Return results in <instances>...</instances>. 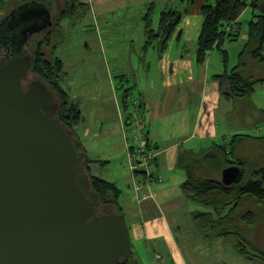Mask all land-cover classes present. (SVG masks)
Instances as JSON below:
<instances>
[{"label":"crops","instance_id":"1","mask_svg":"<svg viewBox=\"0 0 264 264\" xmlns=\"http://www.w3.org/2000/svg\"><path fill=\"white\" fill-rule=\"evenodd\" d=\"M79 2L86 5V13L92 19L89 20L90 26L101 30V33L97 32L98 40L88 38L85 47L91 48L98 59L104 61L107 69L110 66L115 68L118 74L116 78L121 82L118 90L122 94L125 91V98L122 95L120 101L113 91L107 94L109 97L112 95L110 100L116 108L115 112L122 113L123 108L126 115L127 106L123 107V100L127 105L130 91L122 84L125 80L134 81L133 87L138 95L132 102L134 110L137 108L138 111H133L130 119L127 117L124 122L121 120L114 126L115 135L122 134L123 139L126 136V159L135 174L131 175L132 184L127 185L128 190L124 194L112 183L120 190L118 204L130 230L131 252L136 263L264 264V259L239 255L232 247L234 244L230 246L225 242L229 238H205L194 225V212H191L189 205L192 202L181 190L185 173L177 167L180 152L208 149L214 145L227 146L234 136L250 138L241 133L231 135L228 128L219 132L217 113L223 107L226 125L241 127V123L244 125L248 120L247 113H242V121H235L227 107L235 99L252 102L254 95H231L228 82L221 79L228 70L217 54L210 52L203 62L197 63L196 45L204 21V8L214 5L216 0ZM79 19L82 17L76 20ZM172 20L173 29L169 37H164L165 29ZM100 21L103 22L101 28L98 25ZM242 38L247 40L248 34L244 33ZM225 40L235 41L224 38L215 48H220ZM76 49L80 58H97L84 54L81 45ZM60 60L64 70L74 65ZM108 115L107 108L99 107L97 117L102 126ZM128 129L132 131L131 138L127 135ZM100 132L104 131L101 129ZM130 139L132 144L129 143ZM219 139L223 140V144L216 143ZM141 141L145 142V152L152 156L146 165H136L131 159L133 148L139 146ZM200 142L209 145L199 146ZM90 162L88 168L91 174L93 163L99 161ZM99 163L107 164L106 161ZM196 210L202 212L204 208L197 205ZM189 218L193 226L185 228L184 220L190 221ZM142 254L144 261L140 260Z\"/></svg>","mask_w":264,"mask_h":264},{"label":"water","instance_id":"2","mask_svg":"<svg viewBox=\"0 0 264 264\" xmlns=\"http://www.w3.org/2000/svg\"><path fill=\"white\" fill-rule=\"evenodd\" d=\"M50 26L35 1L0 21V264H120L131 253L125 217L99 209L86 153L57 117L54 91L37 76L28 81L26 46ZM240 177L228 166L220 182Z\"/></svg>","mask_w":264,"mask_h":264},{"label":"rangeland","instance_id":"3","mask_svg":"<svg viewBox=\"0 0 264 264\" xmlns=\"http://www.w3.org/2000/svg\"><path fill=\"white\" fill-rule=\"evenodd\" d=\"M4 2L5 7L2 13H0V21L3 17L7 16V14L10 13L15 7H17V5H23V3L27 2V0H4ZM55 3L57 4V2ZM183 7L185 8L186 6ZM257 11L258 10H255L254 8H251L249 6L246 7L238 18V30L240 29V33L239 31L238 33L240 34V36L237 38V40L233 42H228V40H225V42L219 46L220 48L214 47L215 49H212L213 51H210L212 54H217V56H220L221 61H223L224 63V68L228 70V74H230L232 69L239 64V55L243 51L244 45L247 41L243 40L242 36L244 35V33L248 32L249 23L253 20L254 16L257 15ZM85 15L84 17H82V19L79 20L73 19L72 21L68 22L66 20L62 21L61 29L63 30V33L60 36L55 37L52 41L53 46L56 45V47L49 48L47 51L49 53L53 49L54 56H56L57 54V56L60 57V59H62L63 61L74 64L73 66H70L68 70H64V75L62 74V76L57 80L58 86L66 93L65 94L61 90L66 95L68 103L72 102L76 104L80 111L81 123L79 122V124L76 126H72L70 124V127H72L71 131L74 132L76 139L81 142L83 149H85L84 152L86 153V156L90 161L97 160L99 162H107V164L105 165L100 164L99 162L93 163L91 174L89 168L87 170L88 173L90 175H95L105 181L116 184L122 191V194H124L128 190L127 185L132 184L131 175L134 176L135 172L129 160L126 159V136L123 139L122 134L121 136L115 135L114 126L118 125L119 122L121 123V120L124 122L127 117H129L128 119H130V117L133 115L132 102L138 98V95L133 87L134 81L132 80L130 82H126L125 80V82H123L122 84H124L125 88L130 91L128 101L126 102V115H124L125 112L123 108L122 113L118 114L115 112L116 108L110 100L112 95L109 97L107 94H111L113 91L115 94H117V98H119L118 100L120 101L122 95H124L122 94L121 90H118L121 82L116 78L118 74L114 67L112 68L110 66V69H107L104 61L99 60L94 51L91 50V48H89L88 46L87 48L85 47L86 40L88 38H94L95 40H98L99 36L97 32L101 33V30H97L96 26H90L91 24L89 20L91 19V17H88V14L86 16ZM102 24V21L98 22L100 28ZM41 34H37L32 37L34 39H40L39 35ZM58 43L59 45H57ZM78 45H81L84 54H86L87 56L94 55L97 58H80L76 53V46ZM210 52H207V54H209ZM3 54H5V52L2 53V55ZM242 61L245 63V68L243 70L244 75L251 76L257 80L264 79V63H260L257 60L250 59L249 55L244 56ZM75 64H78L80 67H77ZM65 72L68 74H66ZM32 76L33 75L31 73V75L28 77L29 81H32ZM108 76L110 77L108 78ZM251 94L254 95L252 96V102L239 101L235 99L227 107L229 108V111L232 112L235 121H242L244 117L242 113H247L246 115L248 116V120H246L247 122H245L244 125L243 123H241V127H237L235 125H226L225 117H223L225 112V109L223 107H220L217 113V126L219 132H223L226 128H228L231 135H233L234 133H241L250 137L243 138L240 136V140L235 143L234 156L231 157V159L233 158V161L240 160L246 163L245 167H247V172H249V174L246 176V180L250 177L249 175L252 171H259L261 169H264V84L258 83ZM54 103L56 105H60L56 95L54 96ZM102 106L109 110V115L107 116L104 126L101 125V122L97 117L99 107ZM60 118L65 120V124L69 126L66 116L61 115ZM101 129L104 132L101 133ZM128 130L129 132L127 133V135L128 137H130L132 131L130 129ZM135 135L137 136V133ZM222 141V139H219L218 141H216V143L223 144ZM129 143L132 144L131 139ZM201 145L203 144H201L200 142L199 146ZM208 145L209 143L203 146ZM211 147H208V149H203L209 150ZM227 148L229 147H226V149ZM203 149H196L192 150L191 152L199 154L205 151ZM132 189L133 188L129 190V194L132 192ZM252 199L253 198L247 199L244 204L242 203L243 206L241 205L239 213H246V211L250 210L254 211L257 214L259 219V221H257V229L255 230V232H246V236H244L247 239V244H250L247 246V253L249 256H251V259L257 258L263 260L264 229L261 231L260 226L264 222L260 216L264 214V202L258 203L257 201H255V199ZM189 205L192 213L199 211L196 210L197 205H194L192 203H189ZM189 220L190 221L186 219L184 220L185 228H191L193 226L190 218ZM181 224L183 225V223ZM237 241V238L231 237L228 239V241L225 242L227 244H231L230 246L234 244L232 246L234 247L237 244ZM254 241L259 242V244L254 245ZM140 260L144 261L143 254L141 255Z\"/></svg>","mask_w":264,"mask_h":264},{"label":"trees","instance_id":"4","mask_svg":"<svg viewBox=\"0 0 264 264\" xmlns=\"http://www.w3.org/2000/svg\"><path fill=\"white\" fill-rule=\"evenodd\" d=\"M39 1V4L44 5L41 2L42 0ZM67 2L70 5L69 10L66 12L67 15L65 13L62 16L61 22L70 18L78 19L85 15L86 5L80 3L79 0H67ZM248 6L258 11L249 23L248 38L243 51L240 53V62L232 69L230 74L226 73L221 77V79L228 82L231 95L238 97L251 94L256 84L264 83V80H257L244 75V63L242 61L245 55H249L252 60H257L260 63L264 62V0H216L214 5L205 7L207 9L204 8V21L196 45L197 63H201L204 61L207 52L216 47L222 39H228L223 32V27L229 22L237 23L238 18ZM4 7L5 2L0 0V13H2ZM173 22L172 20L165 29L164 37L167 35L169 37L173 29ZM148 34L150 33L148 32ZM238 36L239 33L229 38V41L237 40ZM2 53L4 51L0 45V56H2ZM39 56L41 55L38 54ZM62 74L64 75V65L58 57L54 59L46 58V60L40 57L32 64V75L39 77L58 96L60 107L57 117L67 129L71 130L70 124L72 126L78 125L81 115L76 104L68 103L66 93L57 84V80ZM126 106L124 104V108ZM61 115L67 117L69 126L65 124V120L60 118ZM239 140L240 136H234L227 146L214 145L209 150L199 154L182 151L177 158V167L185 173V180L181 185L184 196L188 201L203 207L205 210L202 212L196 211L192 214L195 227L208 239L237 238V244L234 246L236 252L243 257L251 258L247 253V246L250 244H247L245 236L246 232L250 233L252 229L258 226L257 221L259 219L254 211L249 210L246 213H239V209L247 199L253 198L258 203L264 202V169L252 171L249 179L244 182L243 179L249 174L244 162L231 159L234 156L235 143ZM226 147L229 148L226 149ZM86 163V172L88 173V164L91 163L88 158H86ZM230 165L241 167V177L238 184L235 183V185L228 187L220 182V173ZM88 175L91 181V189L98 195L100 201L99 209L111 210L110 212L122 215L118 204L120 190L112 183L100 180L89 173ZM262 219L264 222V218ZM120 264L137 263L131 252L128 258L122 260Z\"/></svg>","mask_w":264,"mask_h":264},{"label":"flooded vegetation","instance_id":"5","mask_svg":"<svg viewBox=\"0 0 264 264\" xmlns=\"http://www.w3.org/2000/svg\"><path fill=\"white\" fill-rule=\"evenodd\" d=\"M31 1H35V2H38V3H40V1L39 0H27V2H24L23 4H27L28 2H31ZM46 2H44L43 0L41 1L42 3H44V6H46L47 7V9L49 10V14H50V21H51V26H50V28H48V29H45V30H43L42 32H40V34L41 35H39L40 36V39H32L31 41H29L28 42V44H27V46H26V49L28 50V53L30 54V56H31V63L33 64V62H35V60H37V59H39L40 57L43 59V60H46V58L47 59H54V58H57L56 56H54L53 55V49L48 53V49L49 48H55L54 46H53V40H54V38L55 37H58V36H60L61 34H62V32H61V29H60V22H61V18H62V16H64L65 15V13L66 12H68V10H69V3L67 2V0H58V1H56V0H45ZM55 2H57V4L55 3ZM17 6H19V5H17ZM16 8V7H15ZM14 8V9H15ZM13 9V10H14ZM9 14V13H8ZM7 14V15H8ZM52 14H53V16H52ZM66 15H67V13H66ZM4 18V17H3ZM2 18V19H3ZM1 19V20H2ZM53 20V21H52ZM73 19H69V20H66V21H72ZM44 33V34H43ZM38 36V37H39ZM37 37V38H38ZM43 43H44V45H43ZM43 47V48H42ZM48 47V48H47ZM47 48V49H46ZM44 49H46V50H44ZM38 54H40L41 56H39L38 57ZM43 56V57H42ZM46 56V58H44ZM246 56V55H245ZM251 59V58H250ZM33 76H36V75H33ZM251 77V76H250ZM262 80H264V79H262ZM29 81V80H28ZM27 80L24 82V83H27L28 82ZM55 93V92H54ZM55 95H56V93H55ZM57 96V95H56ZM57 99H58V101H59V98H58V96H57ZM60 102V101H59ZM58 106V110H59V107H60V105L58 104L57 105ZM59 113V112H58ZM230 166H232V165H230ZM244 166H246V163H244ZM241 168V167H240ZM246 169H247V167H245ZM244 169V168H243ZM248 173V172H247ZM246 173V174H247ZM243 175V174H242ZM250 175H251V173H250ZM249 175V176H250ZM220 176H221V173H220ZM247 179H249V178H247ZM240 180V179H239ZM239 180L236 182V184H238L239 183ZM244 180V182L246 181V177L243 179ZM243 181H242V183H244ZM235 185V184H234ZM111 211V210H110ZM109 210H104V212H110ZM261 218H264V214H262L261 216H260ZM257 229V226L254 228V229H252V232H255V230ZM260 229H261V231L264 229V225L262 224L261 226H260ZM254 245H256V244H259V242H255L254 241V243H253Z\"/></svg>","mask_w":264,"mask_h":264},{"label":"built area","instance_id":"6","mask_svg":"<svg viewBox=\"0 0 264 264\" xmlns=\"http://www.w3.org/2000/svg\"><path fill=\"white\" fill-rule=\"evenodd\" d=\"M238 30V24L236 22H229L223 27V32L226 35V37L229 39L233 37L234 35H237ZM135 107H137L135 105ZM133 111L137 112L138 109L133 107ZM133 114V112H132ZM137 139V137H135ZM145 142L139 143V146L134 147L131 152V159L134 161V163L137 164H145L151 160L152 156L150 154H147L145 152Z\"/></svg>","mask_w":264,"mask_h":264}]
</instances>
